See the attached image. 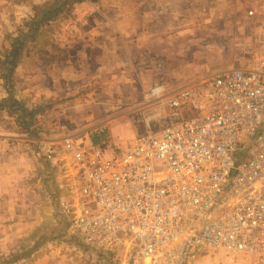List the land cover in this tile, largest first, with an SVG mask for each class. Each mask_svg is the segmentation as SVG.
Wrapping results in <instances>:
<instances>
[{"label":"rangeland","instance_id":"1","mask_svg":"<svg viewBox=\"0 0 264 264\" xmlns=\"http://www.w3.org/2000/svg\"><path fill=\"white\" fill-rule=\"evenodd\" d=\"M61 1L0 0V101L10 88L28 113L4 107L0 125L12 122L15 132L40 137L56 155L52 162L41 155V200L51 209L42 214L44 225L30 227V255L23 259L30 264L32 251L41 250L38 258L48 264H139L123 245L102 251L68 234L58 206L74 170L61 139L123 147L164 122L179 121L186 109L168 117L167 106L177 91L222 67L264 59V0H69L54 16L46 13L34 33L33 20ZM13 45L17 64L5 79ZM156 86L159 98L150 93ZM20 122H28L33 134ZM37 234L47 239L36 241ZM243 258L209 251L197 264H264Z\"/></svg>","mask_w":264,"mask_h":264},{"label":"built area","instance_id":"2","mask_svg":"<svg viewBox=\"0 0 264 264\" xmlns=\"http://www.w3.org/2000/svg\"><path fill=\"white\" fill-rule=\"evenodd\" d=\"M167 106L187 115L123 147L62 137L74 170L59 202L68 234L102 251L123 245L139 264H197L209 251L262 261L264 59L218 70Z\"/></svg>","mask_w":264,"mask_h":264},{"label":"crops","instance_id":"3","mask_svg":"<svg viewBox=\"0 0 264 264\" xmlns=\"http://www.w3.org/2000/svg\"><path fill=\"white\" fill-rule=\"evenodd\" d=\"M11 125L12 122L0 125V259L12 258L13 261H8V264H29L23 258L30 255V227L44 225L42 214L46 209H51L50 205L46 208L45 201L41 200L45 193L42 186L46 182V174L39 148L46 142L40 137L30 139L26 133H17ZM18 126L20 128L22 123H18ZM24 128L28 130L27 133L33 134V130ZM30 140L35 142L31 143ZM35 145L37 150L33 151ZM35 239L44 242L47 238L37 234ZM32 252L35 258L30 264H48L45 258L39 260L41 250ZM49 255L51 259L56 257L55 254ZM240 256L261 263L255 257ZM2 264L7 263L4 261Z\"/></svg>","mask_w":264,"mask_h":264},{"label":"trees","instance_id":"4","mask_svg":"<svg viewBox=\"0 0 264 264\" xmlns=\"http://www.w3.org/2000/svg\"><path fill=\"white\" fill-rule=\"evenodd\" d=\"M67 1H69V0H63V1H61L57 6L54 7V9L48 8L44 13H42L38 17V19L33 20L34 33L37 30V25L40 23V21H42V19L45 18V16H46L45 14L46 13L49 16H51V17L54 16V12L55 11H58L59 8H62ZM14 40H17L18 41V38H15ZM17 50L18 49L15 47V45H13L12 48L8 51V55H12V57H8L9 59L7 58L5 60V64L8 65V67L6 66L4 68V75L7 73L5 75V79H7L8 72H10L11 70H13L14 67L16 66V64H17V59L15 58L16 57ZM7 95H8L7 98H4L3 100L0 101V107H6L7 108V107H10V106L15 105V108L16 109H20V110H22V113L28 114L26 112L27 110L24 107V104L22 103V101L12 95V91L10 90V88L7 90ZM27 124H28V122H22V126L26 127V129H28V126H29ZM104 136H105V132L103 131L102 133H100V136H93V139L92 140H93L94 143H96L98 141V139L103 138ZM238 155H241V154L239 153Z\"/></svg>","mask_w":264,"mask_h":264}]
</instances>
